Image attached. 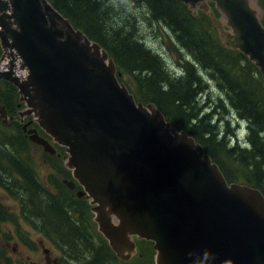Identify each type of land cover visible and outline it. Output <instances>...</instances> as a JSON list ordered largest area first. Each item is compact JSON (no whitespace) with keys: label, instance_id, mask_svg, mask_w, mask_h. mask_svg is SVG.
Returning <instances> with one entry per match:
<instances>
[{"label":"water","instance_id":"1","mask_svg":"<svg viewBox=\"0 0 264 264\" xmlns=\"http://www.w3.org/2000/svg\"><path fill=\"white\" fill-rule=\"evenodd\" d=\"M206 13L225 49L264 77L258 0H177ZM210 3L220 14L216 16ZM0 83L19 96L20 122L37 123L83 187L95 222L122 261L133 240L152 242L155 264H264V194L229 183L219 165L154 103L137 101L106 49L49 0H0ZM0 96V122L14 120Z\"/></svg>","mask_w":264,"mask_h":264},{"label":"trees","instance_id":"2","mask_svg":"<svg viewBox=\"0 0 264 264\" xmlns=\"http://www.w3.org/2000/svg\"><path fill=\"white\" fill-rule=\"evenodd\" d=\"M49 1L75 28L107 50L121 74L120 81L127 85L138 101L156 104L173 127L195 138L219 165L229 182L242 179L264 194V137L261 138V134H264V77L243 54L221 46L217 30L206 13L201 11L195 16L177 0H137L143 3L151 21L160 23L172 34L169 37L174 46L170 43V50L177 53L179 69L183 70V76L181 74V78L175 79L167 73L165 61L158 53H153L144 43L135 40V34L116 29V9H108L104 0ZM259 4L264 9V0H259ZM211 7L219 16L213 4ZM203 19L207 20L208 25L204 24ZM189 57L194 59V63L186 61ZM177 69L174 68V71ZM202 73H209L211 79L204 78ZM127 78L133 86L126 82ZM211 82L225 96L224 101L230 105L226 107L235 111L239 119L249 123L250 150L231 147L228 135L220 133V123L227 117L218 119V111L225 108L222 104H216L213 108V104L205 103L203 98L199 101V94L210 88ZM0 95L10 115L17 117L23 105L19 106L16 88L1 82ZM211 107L213 109L209 111ZM233 115L231 120L236 122L235 113ZM231 120L225 121L227 129L229 123L233 122ZM43 136L47 137L45 134ZM27 143L25 139L21 144L13 139L0 145L20 154ZM0 154L3 155L1 151ZM219 155L230 162V168L227 167L229 173ZM232 166L237 167L238 174H234ZM48 208L51 214L52 210L57 209L52 208V204ZM78 241L83 244V241Z\"/></svg>","mask_w":264,"mask_h":264},{"label":"flooded vegetation","instance_id":"3","mask_svg":"<svg viewBox=\"0 0 264 264\" xmlns=\"http://www.w3.org/2000/svg\"><path fill=\"white\" fill-rule=\"evenodd\" d=\"M10 122L0 123V128L16 127V135L0 136V144L18 138L31 142V130L51 141L37 123H27L28 120L21 123L17 119ZM230 124L225 132L230 134V146L250 150L242 146L243 138L230 130ZM237 126L239 131L240 123ZM249 129L246 126L247 139ZM53 145L56 149L57 145ZM0 151L3 153L0 154V264H130L147 258L146 252H140V246L151 243L136 237L133 238L136 253L130 262L120 260L112 251L98 229L90 202L80 195L83 187L66 167L65 149L61 153L56 149L55 154L43 150L47 157L40 155L41 166H47V173L32 167L23 152L12 153L1 145ZM51 204L59 214L52 210L51 217H45L40 207L50 211Z\"/></svg>","mask_w":264,"mask_h":264},{"label":"rangeland","instance_id":"4","mask_svg":"<svg viewBox=\"0 0 264 264\" xmlns=\"http://www.w3.org/2000/svg\"><path fill=\"white\" fill-rule=\"evenodd\" d=\"M103 2L107 6L108 9H111L110 7H115V9H116L118 19L115 20V24L119 27V28L116 27V25L114 24L116 29L122 30L126 33L131 32V33L135 34L136 37L138 38L137 39L134 37L135 40H138V41L144 43L150 50H152L153 53H158V55H160L162 57V60L165 61V67H166L167 73L171 74L175 79L181 78L183 76V73H181L183 70L179 69V66L177 63V60H179V57L175 51L170 50V43L172 44V47L174 46V42H172V40L169 37V36H172L171 32L169 30H167L166 28H164V26H162L160 23H157L155 21H151V17L148 14V12L146 11V8L143 6V3H138L137 0H104ZM203 21H204L205 25H208L207 20L203 19ZM122 28H124V29H122ZM175 49H177V48H175ZM182 52H184V51H182ZM186 61H189V63H194V59L192 57L187 58ZM177 67H178V69L176 71H174V68H177ZM195 67H197V65ZM181 74H182V76H181ZM202 76L204 78L206 77L208 79H211L209 73H202ZM126 82L128 84L132 85L129 78L126 79ZM2 87H4V86H2ZM199 95H200L199 101L203 98V101L205 103L209 102V104H213L212 105L213 108L216 106V104H218V105L222 104L225 107V108H221L218 111L219 112L218 119H219V117H221V118H223L225 116L230 117V119H227V117H226V119L222 121L223 123H220V125H221V132L220 133L222 135H224V133L226 132V129H227L225 121H227V120L230 121L232 119V116H234L233 114L235 113L236 122L240 123L241 129L239 131H237V128H238L237 123L235 122V120H231L233 122H230L231 123L230 124V130L231 129L235 130L239 134V136L241 138H243L242 146L249 148V140L247 138H245L247 135L246 126H249V123L246 120L239 119V117L235 111L233 112L229 108L226 107V105L229 107H230V105L227 104V101H224L226 98L224 95H222L220 93V90H218L216 84L211 82L210 88L208 87L204 93H201ZM213 108L211 107V109L209 111H212ZM19 119L20 118L17 116V120H19ZM15 133H16V127H14V129L13 128L6 129L3 127L0 128V136H2V137L15 136L16 135ZM225 134L228 135L227 139L229 140V143H231L232 140H230L231 138H229L230 134H228V133H225ZM249 134L247 136L248 138H249ZM263 137H264V134L262 133L261 138H263ZM17 140L18 141H15V142L20 143V144L22 143V138H18ZM27 142L29 143V146H28V143L25 145L24 148L27 150L23 149V154H22L23 157L25 156L24 159L26 161H28V163L32 167L38 168L40 170H43L45 173H47V171H46L47 166L46 165L41 166L40 155L42 156V154H43L44 156H46L43 153V149L40 147H36L35 144L30 142L28 139H27ZM57 152L61 153V150L57 148ZM218 157L222 161L223 165L225 166V169L228 172L227 167L230 168L229 167V166H231L230 162L228 160L224 159L220 155ZM232 168L235 171L234 174H238V171L236 169L237 167L232 166ZM231 175H232V173H231ZM240 180L241 181H238L237 183L246 184V183H244V180H242V179H240ZM40 210L43 212L45 217H49L51 214L44 207H40ZM145 244H148L150 247L147 245L140 246V249H141L140 252H146L147 258H145V259L141 258L136 262L135 261L133 263L130 262V264H155V258H154L155 253H154V250L152 247L153 245L149 244V243H145Z\"/></svg>","mask_w":264,"mask_h":264},{"label":"bare ground","instance_id":"5","mask_svg":"<svg viewBox=\"0 0 264 264\" xmlns=\"http://www.w3.org/2000/svg\"><path fill=\"white\" fill-rule=\"evenodd\" d=\"M1 96V95H0ZM2 103H3V100H2ZM4 105V104H3ZM7 112H8V114L10 115V113H9V111H8V109H7Z\"/></svg>","mask_w":264,"mask_h":264}]
</instances>
